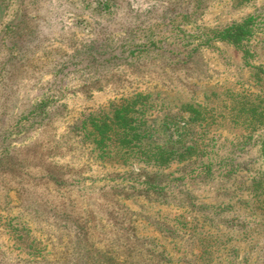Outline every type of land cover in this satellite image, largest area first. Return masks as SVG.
I'll list each match as a JSON object with an SVG mask.
<instances>
[{"label": "rangeland", "instance_id": "obj_1", "mask_svg": "<svg viewBox=\"0 0 264 264\" xmlns=\"http://www.w3.org/2000/svg\"><path fill=\"white\" fill-rule=\"evenodd\" d=\"M0 264H264V0H0Z\"/></svg>", "mask_w": 264, "mask_h": 264}, {"label": "trees", "instance_id": "obj_2", "mask_svg": "<svg viewBox=\"0 0 264 264\" xmlns=\"http://www.w3.org/2000/svg\"><path fill=\"white\" fill-rule=\"evenodd\" d=\"M227 31L223 32V33H226ZM232 32V34H230ZM239 33V29L236 28H230L228 33L225 34V36L223 38L227 39L228 41H230L233 45H236V38H237V35ZM216 36L220 37L221 36V33H216Z\"/></svg>", "mask_w": 264, "mask_h": 264}]
</instances>
